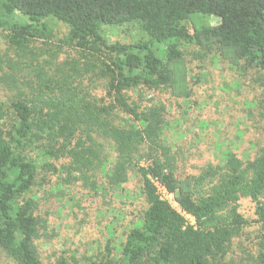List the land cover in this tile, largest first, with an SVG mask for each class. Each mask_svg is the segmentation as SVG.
I'll use <instances>...</instances> for the list:
<instances>
[{"label":"trees","instance_id":"16d2710c","mask_svg":"<svg viewBox=\"0 0 264 264\" xmlns=\"http://www.w3.org/2000/svg\"><path fill=\"white\" fill-rule=\"evenodd\" d=\"M5 1L8 12L28 19L9 24L13 47L25 52L34 39L52 36L42 22L54 19L69 27L65 42L86 67L55 65L53 53L47 69L10 62L0 71L8 94L0 103V252L13 264H81L67 253L47 263L37 246L47 226L31 194L67 159L62 169L70 178L99 189L101 170L108 189L136 197L121 210L124 219L138 213L125 238L113 230L106 253L88 264H264V146L248 159L227 148L217 164L188 174L185 153L165 142L167 104L146 98L175 89L172 65L192 44L254 72L262 93L250 106L264 116V0ZM204 19L212 23L197 27ZM128 25L145 40L106 41L104 27ZM133 178L138 191L127 190ZM156 182L175 195L177 208Z\"/></svg>","mask_w":264,"mask_h":264},{"label":"rangeland","instance_id":"374dc122","mask_svg":"<svg viewBox=\"0 0 264 264\" xmlns=\"http://www.w3.org/2000/svg\"><path fill=\"white\" fill-rule=\"evenodd\" d=\"M5 2L0 0V71H5L10 62L22 63V69L27 70L34 67L47 69L53 53L58 55V59L53 60L55 65L69 61L71 64L80 62V67H86L76 49L65 42L69 27L54 19L42 22L48 28L44 34L52 36L34 39L25 52L13 47L8 39L9 24H26L28 19L18 11L8 12L11 6ZM202 23L211 24L212 21L200 20L196 26ZM36 28L41 29V26ZM190 28L193 33L192 24ZM104 36L110 44L134 45L145 40L135 25L123 28L106 26ZM181 50L184 52L182 62L172 65L175 89L147 92L146 98L154 99L157 104H167L171 125L165 131V142L180 147L185 153L186 173L197 174L198 168L209 162L217 164L223 152L233 146L235 152L245 159L255 156L257 149L264 146V116L256 105L250 106L262 93L260 86L253 81L254 72L245 73L241 64V67L233 65L216 49L201 54L199 48L189 44L182 46ZM96 82L100 84V81ZM100 91L102 89L97 92ZM182 91L186 92L182 94ZM7 99V92L0 87V103ZM204 122L208 123L204 125ZM180 133L185 137L180 138ZM68 162L67 159L56 161L58 172L43 174L39 186L31 194L38 199L36 216L43 218L47 226L41 230L37 246L41 258L47 263L67 253L81 264H88L92 258L106 253L105 246L113 237V230L114 238H125L138 213L124 219L121 210H128L130 204L136 202V197L129 191L121 195L108 189L107 178L101 170L97 172L99 189L81 179L70 178L62 169V165ZM73 176L80 175L74 173ZM135 183L133 178L127 190L138 191ZM243 205L242 208L247 209V205ZM0 264L13 262L0 252Z\"/></svg>","mask_w":264,"mask_h":264},{"label":"built area","instance_id":"2783aa9c","mask_svg":"<svg viewBox=\"0 0 264 264\" xmlns=\"http://www.w3.org/2000/svg\"><path fill=\"white\" fill-rule=\"evenodd\" d=\"M156 185L158 187V192L160 196L162 197V199L168 200L175 208H177V203L175 201V195L168 193L166 188L163 185H161L159 182H156ZM173 202L175 205L173 204Z\"/></svg>","mask_w":264,"mask_h":264}]
</instances>
